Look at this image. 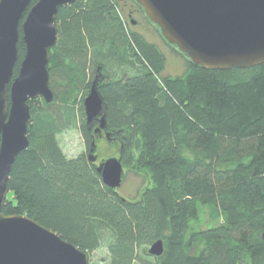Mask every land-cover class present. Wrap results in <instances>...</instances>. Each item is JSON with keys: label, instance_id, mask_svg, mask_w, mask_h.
<instances>
[{"label": "trees", "instance_id": "1", "mask_svg": "<svg viewBox=\"0 0 264 264\" xmlns=\"http://www.w3.org/2000/svg\"><path fill=\"white\" fill-rule=\"evenodd\" d=\"M126 1L59 9L54 100L28 102L29 146L13 165L2 213L27 216L89 255L106 248L109 264H264V64L209 70L176 50L187 72L165 76V54L133 30ZM19 32L14 78L26 54ZM98 69L119 159L149 177L138 201L108 187L89 160L84 102ZM64 128L82 132L87 154L65 155ZM204 208L220 223L200 227ZM159 240L164 254L150 255Z\"/></svg>", "mask_w": 264, "mask_h": 264}, {"label": "water", "instance_id": "2", "mask_svg": "<svg viewBox=\"0 0 264 264\" xmlns=\"http://www.w3.org/2000/svg\"><path fill=\"white\" fill-rule=\"evenodd\" d=\"M32 0H0V264H90V255L40 223L21 215H4L9 176L18 155L29 146V101L52 103L51 50L58 39L57 14L75 0H39L25 16ZM159 28L163 38L194 64L209 70L245 69L264 64V0H135ZM25 17V18H24ZM135 25V23L133 22ZM22 27L26 47L19 75L18 42ZM92 83L84 107L89 129L107 128V104L99 85ZM9 100V102H8ZM96 147L93 142L92 151ZM104 183L121 187L124 166L119 158L99 165ZM164 241L149 254H164Z\"/></svg>", "mask_w": 264, "mask_h": 264}, {"label": "rangeland", "instance_id": "3", "mask_svg": "<svg viewBox=\"0 0 264 264\" xmlns=\"http://www.w3.org/2000/svg\"><path fill=\"white\" fill-rule=\"evenodd\" d=\"M122 6L129 19L135 23L132 27L133 30L141 33L149 42L157 45L165 54L167 65L164 75L170 77L185 75L188 68L187 59L179 55L176 51L177 49L163 38L159 28L149 19L143 9L135 5L133 0H127ZM59 84L61 83L53 81L56 90L60 86ZM76 98L77 96L72 95V101L76 100ZM97 139V143H95L98 146L96 157L99 158L100 163L104 160L119 157L120 142L110 141L105 136H103V140L102 137H98ZM59 142L68 158H76L82 154H87L84 136L78 128H64L59 136ZM148 182L149 177L145 173H137L128 167H124L123 182L117 191L121 196L130 201H138L145 188L148 187ZM8 197L12 196L9 195ZM219 223L220 220L212 219L209 209L204 208L202 210L198 223L200 227L208 228ZM109 260L110 257L106 248H101L90 253V264H109Z\"/></svg>", "mask_w": 264, "mask_h": 264}, {"label": "flooded vegetation", "instance_id": "4", "mask_svg": "<svg viewBox=\"0 0 264 264\" xmlns=\"http://www.w3.org/2000/svg\"><path fill=\"white\" fill-rule=\"evenodd\" d=\"M97 124H96V126L94 127V128H91L90 130H94V134H93V137H94V142L95 143H97V138L98 137H102V140H103V136H105V137H107L110 141H117L116 139H114V138H112L111 136H110V133L107 131V130H102L101 132H98V133H96L95 131H96V129L99 127V123L98 122H96ZM100 141V140H99ZM119 142V141H118ZM97 145H96V147L94 148V150L92 151L91 150V153H89V156L91 155V154H93V155H95L96 156V151H97ZM120 156V155H119ZM119 158V157H118ZM104 161H106V160H104ZM104 161H102V162H104ZM96 164L97 165H99L100 164V162H99V158L97 157V162H96ZM124 166V165H123ZM125 167V166H124Z\"/></svg>", "mask_w": 264, "mask_h": 264}]
</instances>
